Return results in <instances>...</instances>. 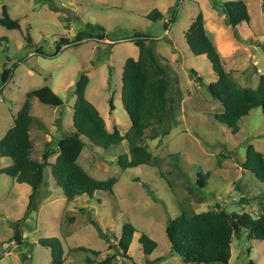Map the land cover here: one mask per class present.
<instances>
[{"label":"rangeland","instance_id":"obj_1","mask_svg":"<svg viewBox=\"0 0 264 264\" xmlns=\"http://www.w3.org/2000/svg\"><path fill=\"white\" fill-rule=\"evenodd\" d=\"M224 1L229 0H0V19L4 8L18 23L14 29L0 24V137L13 125L27 93L47 85L63 103L53 107L30 98L31 114L45 125V130L33 126L29 131L31 156L41 157L48 135L54 150L48 160L54 162L56 140L73 129L74 84L82 73L88 77L84 96L105 120L106 130L115 127L124 134L130 120L121 103L122 70L127 58L137 59L138 48L131 38L138 34L144 35V43L152 44L174 78L172 106L177 122L167 135L143 140L153 166L122 170L117 159L127 153L126 142L102 149L83 138L85 147L77 163L95 179L116 178L112 193L95 191L68 201L50 167H45L36 209L19 227L20 245L12 236L25 215L30 186L0 173V264H49L50 249L39 240L50 237L60 239L66 262L100 264L114 253L109 244L116 243L125 222L157 246L145 255L136 234L130 258L118 257L119 264H186L171 252L165 234L167 219L175 218L181 209L198 213L220 208L258 215L264 205V183L242 163L249 145L264 156V114L260 107L251 109L238 122L236 133L217 121L222 105L212 100L206 87L217 76L205 56L193 55L184 39L186 28L202 12L225 69L240 85L255 88L264 73V0H243L250 22L238 25L241 38L219 19ZM152 11L161 17L149 18ZM86 25L102 27L105 39L62 46L52 55L61 37L72 39ZM4 69L11 71L5 84ZM192 69L201 80L190 74ZM10 164V158L0 157V169ZM198 181L203 182L202 188ZM77 247L97 253L73 249ZM228 264H264V240H252L241 229L231 238Z\"/></svg>","mask_w":264,"mask_h":264},{"label":"trees","instance_id":"obj_2","mask_svg":"<svg viewBox=\"0 0 264 264\" xmlns=\"http://www.w3.org/2000/svg\"><path fill=\"white\" fill-rule=\"evenodd\" d=\"M219 7L224 14L225 23L232 28L234 36L241 38L238 25L250 22L245 2L229 0L221 3ZM2 10L0 24L8 29L17 28L18 23L8 17L4 8ZM148 17L155 20L160 18L161 14L152 11ZM94 27L86 25V29L79 31L72 39L61 37L52 55L57 54L62 46L76 45L86 39H105L103 28ZM184 39L193 55L205 56L217 76L215 82L206 86L212 100L222 105V111L215 115L217 121L229 127L232 133H236L238 122L251 109L260 107L264 114V73L259 74L255 88L240 85L232 73L223 66L222 57L204 27L202 12H199L186 28ZM131 40L138 48V56L137 59L127 58L122 70L121 103L130 120V126L124 134L115 127L111 132L106 130L104 119L84 96L88 77L82 73L74 84L73 129L69 134L56 140L57 154L54 162L48 160L54 152L50 147L51 140L45 142V149L39 159L31 156L33 142L29 131L33 126L45 130V125L31 114L30 98L36 97L40 103L53 107H59L63 103L47 85L27 93V99L17 112L13 125L0 137V157L11 159V164L0 169V173L10 176L18 183H26L31 188L25 215L14 227L12 240L16 244L20 245L23 239L19 228L21 222L36 209L35 200L45 167H50L56 185L68 201L83 194L92 195L95 191L113 192L116 178L95 179L77 163L85 147L83 138L102 149L126 142L127 153L120 154L117 159L122 170L142 164L154 165L152 154L142 142L144 139L167 135L171 126L177 123L172 106L174 78L169 75L166 66L160 63L152 44L144 43L143 34H138ZM190 74L197 76L193 69ZM10 75L9 69L3 70L1 74L3 84L8 81ZM197 77L201 80L200 76ZM111 103L110 99L109 105L113 109ZM146 130H151V133L146 135ZM242 167L251 171L264 183V156L251 145L246 148V159ZM197 184L200 188L203 187V182L198 181ZM90 223L108 240L94 221L90 220ZM241 229L246 230L252 240H264V205L256 217L247 212H228L220 208L198 213L181 209L175 218H168L165 223V234L171 252L178 255L186 264H228L231 238ZM136 234L143 253L151 254L157 246L156 242L145 233L138 234L130 222H125L121 226L116 243L109 244L114 253L107 255L100 264H119L118 257L129 259L128 251ZM39 243L50 249L49 264H71L63 257L58 237L40 239ZM73 249L97 253L81 247ZM86 260L90 261L89 258Z\"/></svg>","mask_w":264,"mask_h":264},{"label":"crops","instance_id":"obj_3","mask_svg":"<svg viewBox=\"0 0 264 264\" xmlns=\"http://www.w3.org/2000/svg\"><path fill=\"white\" fill-rule=\"evenodd\" d=\"M220 12H222V10L220 11ZM222 18V19H221ZM220 20H222V22H224L225 23V18H224V14H222L221 15V17L219 18ZM164 21H166V19L164 20ZM226 24V23H225ZM204 25H205V22H204ZM227 25V24H226ZM205 27V26H204ZM206 29V28H205ZM206 32H207V30H206ZM207 34H208V32H207ZM209 35V34H208ZM209 37L211 38V36L209 35ZM211 40H212V42L216 45V47H217V42L213 39V36H212V38H211ZM217 49H218V47H217ZM219 51V50H218ZM220 53V52H219ZM220 55H221V57H222V54L220 53ZM105 121V120H104ZM125 133V132H124ZM51 140V137L49 138V136L47 135V137H46V141H50ZM6 167V166H5ZM30 190H31V188H30Z\"/></svg>","mask_w":264,"mask_h":264}]
</instances>
